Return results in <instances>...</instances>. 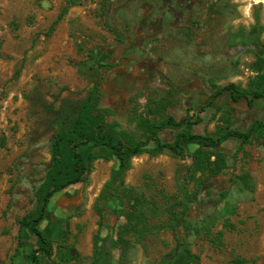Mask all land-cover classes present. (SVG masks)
Returning a JSON list of instances; mask_svg holds the SVG:
<instances>
[{
	"label": "rangeland",
	"instance_id": "1",
	"mask_svg": "<svg viewBox=\"0 0 264 264\" xmlns=\"http://www.w3.org/2000/svg\"><path fill=\"white\" fill-rule=\"evenodd\" d=\"M207 1L209 17L198 33L167 38L174 46L165 55L164 76L179 87L161 77L123 106L113 105L86 73L87 59L108 38L99 0H0V264H30L36 238L19 229V220L37 207L53 136L72 124L92 87L100 90L105 123L136 140L145 139V121L168 116L184 123L158 131L162 141H172L179 131L245 132L254 121H264V96H253L264 94V0ZM238 41L246 46L238 53L223 46ZM229 83L247 97L216 94ZM189 85L203 91V107L184 109L182 94ZM183 146V157L168 151L132 157L118 189L125 203L118 196L99 202L102 217L94 203L118 161L99 148L102 156L92 161L86 181L49 199L39 228L52 240L53 253L42 255L41 264H94L96 242L107 264H264V129L251 131L246 142L236 137L222 142L223 166L215 175L188 171L197 143ZM184 190L195 196L184 213L190 225L174 232L165 224V207L175 196L182 199ZM137 198L151 205L143 232L125 224L126 201ZM19 234L22 246L14 255ZM185 247L195 261L183 256L164 263Z\"/></svg>",
	"mask_w": 264,
	"mask_h": 264
},
{
	"label": "trees",
	"instance_id": "2",
	"mask_svg": "<svg viewBox=\"0 0 264 264\" xmlns=\"http://www.w3.org/2000/svg\"><path fill=\"white\" fill-rule=\"evenodd\" d=\"M236 90L237 86L229 83L219 87L216 94L229 91L231 98L234 100L241 96L247 97L246 91L236 93ZM253 96L262 97L264 94L255 92ZM99 100V88L92 87L86 96L81 99L72 124L69 126L62 125L53 136L51 141V164L36 192L37 207L19 220V229L29 230L36 238L35 247L30 251V264H41L42 255L50 257L53 253L52 240L46 237L39 228V224L45 217L49 199L54 193L72 184L86 181L92 161L102 156L98 152L99 148H105L106 152L112 154L118 161L117 167L112 169L109 179L105 182L94 203V208L102 217L99 202L104 203L108 198L118 196L120 202L125 203L124 197L119 194L118 189L123 184V175L129 169L132 157L143 152L160 154L166 151L175 156L183 157L186 153L183 143L195 142L197 147L191 152L192 164L188 166V171H191V173L200 172V174L206 172L208 173L207 176L215 175L223 166H221V163L224 155L218 149L222 142L230 137L240 138L243 142H246L251 136V131L264 129V121L257 120L245 132L226 128L225 130L221 129L216 136H212L179 131L172 141H162L158 136V131L166 128L176 129L184 123V120L177 121L168 116L158 123L145 121V139L136 140L126 131L115 129L114 123H105L104 113L106 110L98 106ZM149 142H152L153 146L148 147ZM213 156L216 159L211 160ZM194 198L192 191L184 190L182 199L175 196L174 201L165 207L167 213L165 224L168 228L174 232L179 227L188 229L190 222L185 220L184 213L187 210L188 203ZM126 204H128V214L125 224H128V229L143 232V229L149 228L146 219L148 216L145 210L151 208V205L144 203L140 198L133 201L127 200ZM178 206H182L181 211L177 209ZM136 208L139 210L135 214L134 210ZM133 218H136V222L132 224L131 219ZM21 246L22 236L19 234L14 255L18 254ZM183 250L184 252H181L176 248L169 256L164 258V263L177 262L183 256L185 258L189 257L191 261L197 259V256L186 247ZM104 255L103 246L97 245L96 242L94 264H107V261L102 262Z\"/></svg>",
	"mask_w": 264,
	"mask_h": 264
},
{
	"label": "flooded vegetation",
	"instance_id": "3",
	"mask_svg": "<svg viewBox=\"0 0 264 264\" xmlns=\"http://www.w3.org/2000/svg\"><path fill=\"white\" fill-rule=\"evenodd\" d=\"M98 10L108 38L87 59L86 73L99 82L102 93L115 99L113 105L128 104L135 92L157 78L179 87L164 76L151 43L198 33L209 17L207 0H99ZM244 44L223 46L238 53ZM191 85L182 94L185 110L204 106L203 91Z\"/></svg>",
	"mask_w": 264,
	"mask_h": 264
},
{
	"label": "crops",
	"instance_id": "4",
	"mask_svg": "<svg viewBox=\"0 0 264 264\" xmlns=\"http://www.w3.org/2000/svg\"><path fill=\"white\" fill-rule=\"evenodd\" d=\"M152 47L151 49H153V54L154 55H158L161 59L160 63H158L160 65L161 70L163 71V66H164V60H165V55L168 54V50L174 46V44H172L171 46L167 43V39H160V40H155L151 43ZM176 46V45H175ZM159 52V53H158ZM164 73V71H163ZM158 80L160 81V78L154 79L152 81V83H150V85H148L147 87H145L142 90L139 91H144L146 88H150L153 87L157 84ZM137 91V92H139ZM136 93V92H135ZM134 93V94H135ZM133 94V95H134ZM133 97V96H132ZM113 101L115 102V99L112 97ZM194 144V143H191Z\"/></svg>",
	"mask_w": 264,
	"mask_h": 264
}]
</instances>
